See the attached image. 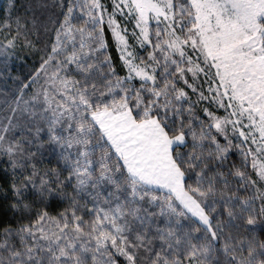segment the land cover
<instances>
[{
    "label": "snow or ice",
    "instance_id": "obj_1",
    "mask_svg": "<svg viewBox=\"0 0 264 264\" xmlns=\"http://www.w3.org/2000/svg\"><path fill=\"white\" fill-rule=\"evenodd\" d=\"M13 59L0 264H264V0H6Z\"/></svg>",
    "mask_w": 264,
    "mask_h": 264
},
{
    "label": "trees",
    "instance_id": "obj_2",
    "mask_svg": "<svg viewBox=\"0 0 264 264\" xmlns=\"http://www.w3.org/2000/svg\"><path fill=\"white\" fill-rule=\"evenodd\" d=\"M5 3L6 0H0V7H3ZM32 63L33 61L31 59H13L10 64V75L0 74V94L12 92L17 84H19V80L27 76L31 70Z\"/></svg>",
    "mask_w": 264,
    "mask_h": 264
}]
</instances>
